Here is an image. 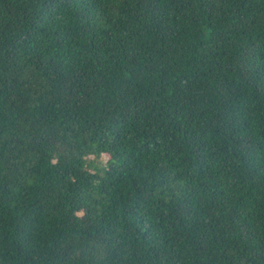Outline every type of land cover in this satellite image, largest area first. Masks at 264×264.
I'll use <instances>...</instances> for the list:
<instances>
[{"label":"trees","instance_id":"1","mask_svg":"<svg viewBox=\"0 0 264 264\" xmlns=\"http://www.w3.org/2000/svg\"><path fill=\"white\" fill-rule=\"evenodd\" d=\"M0 264H264V0H0Z\"/></svg>","mask_w":264,"mask_h":264}]
</instances>
